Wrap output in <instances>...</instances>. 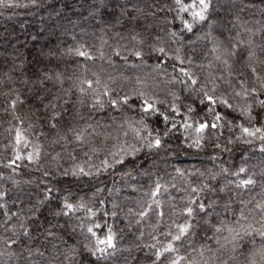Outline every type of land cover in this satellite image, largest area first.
<instances>
[{
  "label": "trees",
  "instance_id": "obj_1",
  "mask_svg": "<svg viewBox=\"0 0 264 264\" xmlns=\"http://www.w3.org/2000/svg\"><path fill=\"white\" fill-rule=\"evenodd\" d=\"M5 5L0 264H264V0H212L202 22L175 0ZM145 100L155 112L143 111ZM201 122L217 127L199 133ZM70 128L87 129L83 143H54ZM156 138L160 147H147ZM249 177L254 184L237 187ZM109 229L115 250L97 261L88 249ZM169 243L175 251L157 260Z\"/></svg>",
  "mask_w": 264,
  "mask_h": 264
},
{
  "label": "snow or ice",
  "instance_id": "obj_2",
  "mask_svg": "<svg viewBox=\"0 0 264 264\" xmlns=\"http://www.w3.org/2000/svg\"><path fill=\"white\" fill-rule=\"evenodd\" d=\"M33 2H35V0H33ZM175 4L179 6V11H181V12H189L190 9L193 10L191 12L193 20L202 22V21H205L207 19L206 14L208 13V11L211 7L212 0H193L192 3L187 4V5H185L183 3V0H175ZM0 5H5V0H0ZM5 6H7V5H5ZM195 9H198V10H195ZM184 29L191 32L192 31V25L190 23L185 22L184 23ZM160 51L163 52V49H160ZM77 54L79 56L85 57L87 59L92 58L87 52H84V51H79ZM135 55L139 58L140 53L137 52V53H135ZM217 58H219V57H217ZM180 63L182 64L183 61L181 60ZM224 63L227 64V61H224ZM180 71L185 77H187L191 81L192 85H195L197 83V81L192 78V75L189 72L185 71L183 68H181ZM253 72L255 73V69H253ZM256 78H257V80H260L259 76H257ZM94 83L98 85L100 82L98 80L95 82L87 81V88L91 89L93 91H96V89L94 88ZM260 87L264 88V81H262L260 83ZM249 90H251L252 92H256V89L254 87L251 89L245 88L244 94L247 95ZM84 91H85V89L81 88V92L83 93ZM201 91H203V89H201ZM103 95L104 96L110 95L107 87H105V89L103 91ZM237 95H240V93H237ZM204 96L206 97L209 105H213L216 103V100H214L212 96L208 95L207 92H204ZM35 99L38 101L39 107H47L48 104L51 103L50 99L46 101L44 99V97L39 92H37ZM123 102L127 103V98H124ZM109 103L113 107H115L117 101L110 100ZM221 103L226 104V101H221ZM95 104L101 105L102 102L99 99H97L95 101ZM261 104L264 105V100L261 101ZM15 106H16L15 101H13L11 107L14 109ZM173 110L175 111V109H173ZM208 110L210 112L213 111V109L211 107H209ZM143 111L146 113H150V112H155L156 109H155L153 103H149L147 100H145L144 105H143ZM53 119H57V118H53ZM221 119H222L221 115L217 114L215 116L216 121H220ZM164 120L167 121L168 117L165 116ZM50 126L52 128H56L57 125H56V123L50 121ZM186 127H191V125H186ZM216 127H217L216 123L209 124V123L201 122L195 130L199 133H203L206 129H209V128L214 129ZM86 131H87V129L81 131V130H78L75 128H70L69 132L67 134H65L63 136H58V139H56L54 141V143L60 144L61 141H64L65 145L72 144V143H77V144L83 143L84 142V132H86ZM243 132L248 136H255L257 133L260 132V129L256 128L255 131H250L248 128H243ZM259 138L264 140V135L260 136ZM21 143H23V145L25 147H27L28 141L24 140L22 133L20 132L19 129H17V131H16V144L20 145ZM196 143L198 144L199 141L197 140ZM160 145H161V140L159 138H156L154 140V142H149L147 147H149V148L157 147L158 148V147H160ZM261 151H264V148H261ZM21 159H22V157L18 153L15 157V160L12 163L15 164L16 160H21ZM29 159H31V154H29ZM116 162L117 163H123V160H117ZM244 171H245L244 168H241L239 170L240 173H243ZM254 183H255L254 180L251 177H249L247 179H241L239 181V183L237 184V187H245L248 185H252ZM158 191H159V187H157V192ZM193 191L195 192L196 189H193ZM193 203H195V201H193ZM65 207H67L68 209H71L72 205H70V204L65 205ZM199 207H200L201 211H203L204 205L200 204ZM192 212H193V209L191 207H188L186 210V214L191 216ZM95 227L99 228L100 225L97 224ZM189 228H190V225H188V224L181 226L179 228V234L175 235L173 237V240L174 241L181 240L182 236H184L188 233ZM217 231H220V229H217ZM88 232H90L92 234V236H94V237L97 236V233L94 232L92 228H89ZM259 234L261 235L262 238H264V232H261ZM115 247H116V245L114 243V236L111 234V230L109 229L108 234L105 235L103 238L97 237L95 245L92 248H89L88 252L90 253V255L92 257H95L96 260L99 261L101 259H106L107 256H109V255H112L114 250H115ZM110 250H112V251H110ZM173 251H175L174 244L169 243L167 245V247H165L163 249V252H160L159 250L156 252V259L159 260L164 253H169V252H173ZM171 264H180V261H179V259H174V260H172Z\"/></svg>",
  "mask_w": 264,
  "mask_h": 264
}]
</instances>
